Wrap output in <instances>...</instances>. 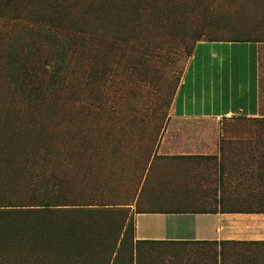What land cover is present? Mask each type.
Listing matches in <instances>:
<instances>
[{"label":"rangeland","instance_id":"374dc122","mask_svg":"<svg viewBox=\"0 0 264 264\" xmlns=\"http://www.w3.org/2000/svg\"><path fill=\"white\" fill-rule=\"evenodd\" d=\"M135 1H105L102 21L95 29L98 39L92 34L84 39L85 64L74 72L64 71L67 81L61 90L50 94L35 110L39 121L63 143L57 149L58 167L70 164L73 170L87 168V198L96 191L91 184L93 174L100 179L98 192L104 199L111 191L123 194L121 171L124 180V171L134 180L138 161H145L156 150L174 115V99L190 64L199 81L208 84L212 77L217 78L209 74L212 68H239L247 66L249 55L254 58L255 45L208 42L197 46L196 59L190 63L199 39L208 40L213 34L232 39L264 23L262 0H243L240 9L216 4V9L205 12L206 16L194 0H146L144 9L150 14L133 7ZM118 4L125 5L117 7ZM86 5L87 0L78 1L77 9ZM12 22L13 26L3 25L5 19H0V118L7 111L21 108L6 64L13 52L19 54L21 61L27 54L20 55L21 44L14 39L25 34L26 21ZM261 65L264 66V53ZM117 202H124L121 196ZM89 240L80 249L75 248L78 244L71 243L52 250L45 258L38 256L34 260L27 252L22 262L0 264L97 262L91 253L109 248L116 237L106 235L99 241Z\"/></svg>","mask_w":264,"mask_h":264},{"label":"crops","instance_id":"0c3cea01","mask_svg":"<svg viewBox=\"0 0 264 264\" xmlns=\"http://www.w3.org/2000/svg\"><path fill=\"white\" fill-rule=\"evenodd\" d=\"M248 44L247 66L208 84L187 68L127 205L133 239L68 264H264V43Z\"/></svg>","mask_w":264,"mask_h":264},{"label":"trees","instance_id":"16d2710c","mask_svg":"<svg viewBox=\"0 0 264 264\" xmlns=\"http://www.w3.org/2000/svg\"><path fill=\"white\" fill-rule=\"evenodd\" d=\"M78 1L81 0H0L3 25L13 26L12 19L26 21L25 34L14 39L21 44L20 55L27 52L22 61L13 52L6 64L21 99V104L15 102L21 108L7 111L0 118V262H22L27 252L34 260L38 256L45 258L54 249L71 243L78 244L75 248L80 249L89 239L99 241L106 235L116 237L115 246L134 237V217L129 216L127 205L135 199L155 151L145 161H138L134 180L125 171L124 180L121 171L123 194L111 191L109 197L102 198L98 192L100 179L93 174L91 184L96 191L87 198V168L73 170L70 164L58 167L57 149L63 143L35 114L38 105L66 83L64 71L74 72L85 64L84 39L90 34L99 37L95 29L102 21L106 0H87V5L79 10ZM144 1L136 0L133 7L150 14L144 9ZM216 4L240 9L244 1L194 0L204 15L211 12L209 8L216 9ZM238 35L223 39L220 34H213L208 40L199 39L197 45L264 43V23L257 29L252 26L246 35ZM120 196L124 202L118 203Z\"/></svg>","mask_w":264,"mask_h":264}]
</instances>
